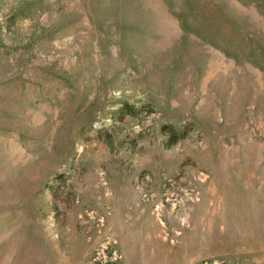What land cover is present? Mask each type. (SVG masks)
<instances>
[{
	"label": "rangeland",
	"instance_id": "obj_1",
	"mask_svg": "<svg viewBox=\"0 0 264 264\" xmlns=\"http://www.w3.org/2000/svg\"><path fill=\"white\" fill-rule=\"evenodd\" d=\"M0 264H264V0H0Z\"/></svg>",
	"mask_w": 264,
	"mask_h": 264
}]
</instances>
